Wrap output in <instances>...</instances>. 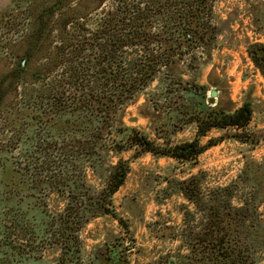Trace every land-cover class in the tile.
Returning <instances> with one entry per match:
<instances>
[{
  "label": "trees",
  "instance_id": "obj_1",
  "mask_svg": "<svg viewBox=\"0 0 264 264\" xmlns=\"http://www.w3.org/2000/svg\"><path fill=\"white\" fill-rule=\"evenodd\" d=\"M212 1L53 0L34 14L31 52L26 54L31 57V147L21 169L31 178V203L38 212L31 227V248L35 246L37 256L55 246L58 264H82L81 232L90 221L108 216L127 235L110 232L109 241L95 249L88 264H130L127 253L132 252L134 239L112 201L130 172L120 155L150 152L181 162L195 160L215 141L200 143L213 129H235L230 138L248 142L239 136L250 121V103L235 110H225L221 100L210 106L205 103V86L184 81L180 72L185 57L187 66L193 67V49L214 41V26L200 17L203 11L210 12ZM249 54L264 76V56ZM25 61L8 71L0 90L8 78L23 76ZM156 79L161 81L154 96L174 107L153 128L156 138L162 137L164 126L177 132L178 122L194 123L192 141L160 147L142 130L117 124L121 109ZM193 92L199 97L195 109ZM111 156L114 164L108 162ZM250 164L254 173L264 168V161ZM87 170L99 176V189L86 179ZM247 180L251 192L240 207L231 206L230 194L203 197L193 175L180 182L179 192L202 218L178 234L186 253H175L165 264L264 261L257 255L264 250V219L257 212L264 197L259 178ZM50 195L62 200L60 210L52 212Z\"/></svg>",
  "mask_w": 264,
  "mask_h": 264
},
{
  "label": "rangeland",
  "instance_id": "obj_2",
  "mask_svg": "<svg viewBox=\"0 0 264 264\" xmlns=\"http://www.w3.org/2000/svg\"><path fill=\"white\" fill-rule=\"evenodd\" d=\"M9 1L0 0V81L18 61L26 59V71L21 78L5 80L0 90V264H58L55 246L45 248L40 257L33 252L35 246L31 248V227L38 212L31 203V178L21 169L29 155L26 149L31 147V57L26 58L31 52V25L34 14L53 0ZM200 17L214 26V41L204 49H193L191 69L187 57L180 62L182 79L205 86V103L209 91L215 88V102L221 100L225 110L249 102L252 115L239 136L248 142L230 138L235 129H213L200 138V143L215 141L195 160L181 162L150 152L137 157L133 151L120 155L128 162L130 172L112 201L134 239V248L127 253L130 264H165L175 253H186L178 234L184 227L192 229L202 216L179 192L182 180L193 175L203 197L215 192L230 194L231 206L240 207L251 192L247 179L256 176L264 197V168L254 173L250 164L264 161V76L249 54L252 51L258 59L264 56V50L258 47H264V0H214L210 12L203 11ZM160 81H153L121 109L117 124L142 130L160 147L192 141L196 136L194 123L178 122L177 132L164 126L162 137L156 138L153 128L174 110L168 100L154 96ZM154 101L157 106H153ZM198 103V94L193 92V109ZM4 119H9V124ZM108 162L114 164L116 158L111 156ZM86 179L99 189L98 175L87 170ZM48 200L52 212L62 208V200L55 195ZM257 212L264 219V200ZM110 232L125 234L108 216L86 224L80 234L82 264H88L95 249L109 241ZM257 255L264 259V250Z\"/></svg>",
  "mask_w": 264,
  "mask_h": 264
},
{
  "label": "water",
  "instance_id": "obj_3",
  "mask_svg": "<svg viewBox=\"0 0 264 264\" xmlns=\"http://www.w3.org/2000/svg\"><path fill=\"white\" fill-rule=\"evenodd\" d=\"M216 95H217V92H216L215 88H212L208 93L207 103L210 105H215Z\"/></svg>",
  "mask_w": 264,
  "mask_h": 264
},
{
  "label": "crops",
  "instance_id": "obj_4",
  "mask_svg": "<svg viewBox=\"0 0 264 264\" xmlns=\"http://www.w3.org/2000/svg\"><path fill=\"white\" fill-rule=\"evenodd\" d=\"M9 2H11V0Z\"/></svg>",
  "mask_w": 264,
  "mask_h": 264
}]
</instances>
